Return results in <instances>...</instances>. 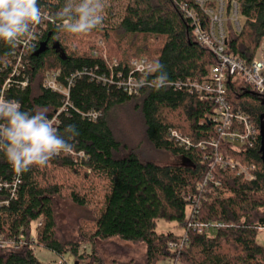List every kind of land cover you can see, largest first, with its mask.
I'll return each mask as SVG.
<instances>
[{"label": "trees", "instance_id": "obj_1", "mask_svg": "<svg viewBox=\"0 0 264 264\" xmlns=\"http://www.w3.org/2000/svg\"><path fill=\"white\" fill-rule=\"evenodd\" d=\"M196 1L103 0V11L107 8L111 12L113 2L121 3L122 10L116 14L114 24L110 22L113 15L104 17L102 24L87 34L67 33L57 27L58 20H46L47 31L24 57L18 77L12 74L13 53L19 49L0 41V93L10 80L3 96L18 100L22 111L46 108L48 118L53 119L65 99L44 87L46 72L61 71L62 80L81 73L70 93L72 106L58 116L61 134L69 124L79 131L70 141L74 145L71 153H61L46 166H33L22 174H17L0 153V264H42L34 247L51 251L59 258L70 252L80 260L101 263L96 243H112L115 239L145 245L144 264H264V246L259 242L263 234L259 229L264 228V98L248 85L227 82L233 109L249 114L260 130L253 148L236 153L223 141L217 150L210 146L213 139L219 140L216 128L208 122L214 102L175 86L177 82L184 85L188 79H207L217 62L214 54L195 39L192 22L181 9L183 3L196 7ZM232 1L238 4L245 22L239 33L229 22L226 51L251 63L264 39V0H228V13ZM64 3L65 0H39L42 11L53 18ZM202 19L206 25L207 18L202 15ZM96 36L107 45L109 57L116 58V73L126 77L131 60L146 57L153 65H163L167 86L160 90L152 86L160 74L154 69L147 76V84L132 96L116 84L104 85L92 79V75H109L104 58L93 53L98 52L97 46L83 41ZM44 42L47 50L36 56ZM25 79L28 83L23 88ZM92 111L99 114L96 121L84 116ZM117 115H123L129 133L131 128L139 129V134L134 135L143 141L139 149L117 137ZM170 130L190 138L192 147L187 149L170 141ZM144 142L152 155L185 157L191 165L160 164L143 151ZM215 152L255 164L257 180L246 182L235 171L213 169ZM210 173L221 182V195L229 196L210 195L203 199L198 186ZM97 182L103 184L102 198L90 210L92 199L99 196L101 189ZM57 199H68L88 212L76 240L65 241L59 235ZM196 211L198 222H218L225 227L210 235L194 232L187 224L190 213ZM160 221L174 223L183 233H158ZM87 227L90 229L85 234ZM183 237L188 238V246L169 249L170 243ZM84 243L93 244L90 254L80 252Z\"/></svg>", "mask_w": 264, "mask_h": 264}, {"label": "built area", "instance_id": "obj_2", "mask_svg": "<svg viewBox=\"0 0 264 264\" xmlns=\"http://www.w3.org/2000/svg\"><path fill=\"white\" fill-rule=\"evenodd\" d=\"M196 7H190L187 4H181V9L185 16L191 20L193 25V35L195 39L204 47L208 48L216 57V64L212 66L210 75L203 81H193L188 79L184 85L177 82V88L185 87L189 93L196 94L201 100L213 101L215 108L208 122L213 124L219 134V140L213 139L210 146L216 150L219 147L220 141L230 145L233 152L241 153L247 149L253 148L258 141L260 130L253 122L251 116L243 111H236L228 101L227 96V82H240L250 86L253 91L259 96L264 98V39L262 40L255 58L251 63L228 54L227 38L228 27L230 22L236 32H241L242 24L240 22L239 6L235 1L231 2L229 13L231 17L227 20L226 14L228 12V3L226 0H197ZM48 14V13H47ZM202 15L207 18V24L202 19ZM52 22V20H48ZM228 21V23H227ZM53 24V23H52ZM48 25L44 21L42 24L37 25L35 28V39L32 41V46L25 47L23 44L18 45L19 51H14L13 60L15 61L14 71L12 76L18 77L20 69L23 68L24 57L35 48L39 42L40 36L47 31ZM101 41L98 45H101ZM98 55L97 51L93 52ZM109 70V75H92L98 83L102 82L104 85L107 83L116 84L125 93L132 96L138 88L147 84V76L153 69V63L146 57L135 58L131 60V71L126 77L121 72L116 73L115 68L118 66L116 61L109 63L107 58L103 57ZM81 73L77 72L70 77L61 78V71L49 70L44 76L43 85L47 90L60 94L65 99V105L53 117L55 126L59 124L58 116L65 110L67 106H72L70 103V93L75 85L77 78ZM115 77V78H114ZM28 80L22 83V87L27 86ZM11 81L7 80L0 95H4L5 91L9 89ZM85 117L96 121L99 114L96 112H89ZM170 141L178 143L181 147L187 149L192 147L190 138L182 135L181 133L170 130L168 133ZM199 147L204 148L203 144ZM217 167L235 171L236 174L246 182H253L257 180V167L255 164H246L240 160H236L230 155H222L215 152L213 169ZM17 181L12 184L16 187ZM9 188V186H7ZM221 182L217 181L212 173L208 174L204 182L198 186V190L203 195V199H207L212 195L217 198L221 195L219 188ZM221 196H229L228 193H223ZM197 211L193 214L190 213L187 227L197 232L200 235H210L220 228L225 227L224 224L218 222L203 223L196 220ZM264 233V228L259 229ZM189 241L187 237H183L179 242L169 244V249L176 251L179 248L188 246ZM264 246V241H263ZM64 264V263H59Z\"/></svg>", "mask_w": 264, "mask_h": 264}, {"label": "clouds", "instance_id": "obj_3", "mask_svg": "<svg viewBox=\"0 0 264 264\" xmlns=\"http://www.w3.org/2000/svg\"><path fill=\"white\" fill-rule=\"evenodd\" d=\"M103 10V0H65L53 18L42 11L39 0H0V41L11 48L32 46L36 26L46 20H58L57 27L67 33L87 34L102 24ZM153 69L160 74L152 86L156 90L166 87L163 65L157 62ZM21 109L18 100L0 95V153L17 174L46 166L57 155L73 151L70 141L79 135L74 124L65 126L61 134L46 108Z\"/></svg>", "mask_w": 264, "mask_h": 264}, {"label": "rangeland", "instance_id": "obj_4", "mask_svg": "<svg viewBox=\"0 0 264 264\" xmlns=\"http://www.w3.org/2000/svg\"><path fill=\"white\" fill-rule=\"evenodd\" d=\"M228 3V0H226ZM122 4L113 2L111 5V12L107 11V8L105 11H103L102 15L103 17L107 18L108 16H112V19L110 20L111 24L115 22L114 19L121 10H122ZM111 14H110V13ZM231 17V13L226 14V19L228 20ZM240 22L243 25L245 20L240 16ZM228 23V21H227ZM229 24V23H228ZM227 24V27H228ZM84 43H89L92 47L97 46L98 53L102 57H106L109 63H112L113 61H116V58H110L108 55V48L107 45L104 43L102 38L99 36L93 37L91 39H84ZM102 42L101 45H98V42ZM99 46V47H98ZM129 117V114H128ZM123 115H117L115 124V132L117 134V137L123 140V142H126L131 147H135L139 149L140 143L143 142L139 140V137L136 138L134 135L136 133L139 134V129L136 127L131 128L132 133H129V129L124 125ZM134 130L136 132L133 134ZM132 134V135H131ZM135 139V140H133ZM145 150L146 153L150 154L152 156L151 158L155 159L160 164H170V165H191L189 160L185 157H179L174 158L168 154H161L160 156H157V154L152 155V151L150 146L145 142L143 145V151ZM140 154L143 155V151L139 150ZM150 152V153H149ZM98 183V182H97ZM101 188V189H99ZM103 184L98 183V189H99V196L96 199H92L94 201L93 207H89L90 210H94V206L97 204V200L102 198L103 193ZM56 211H57V220L59 224V235L61 238L65 241L70 240H76L78 235V229L81 228V225H85L83 220L84 218H88V212L76 207L72 202H70L68 199H57L56 200ZM83 219V220H82ZM90 228L87 227L83 230L85 234H87L88 230ZM157 232L158 233H176V234H182L183 231L181 229H178L175 227L174 223H167L165 221H160L157 224ZM35 235V233H34ZM36 236V235H35ZM264 241V233L260 236L259 242L263 243ZM98 243V242H97ZM96 243V252L100 255V258L102 259L101 263L96 262H90L88 260H80L78 257L74 256L70 252L66 253L63 258H59L54 253L48 250L40 249L37 247H34V253L37 256L38 260L42 264H144V258H145V252L146 247L143 244H131V243H124L119 240H113L112 243ZM93 244L92 243H84L80 247L81 253H87L90 254L92 252ZM80 253V254H81ZM165 264H173L172 262H166Z\"/></svg>", "mask_w": 264, "mask_h": 264}, {"label": "water", "instance_id": "obj_5", "mask_svg": "<svg viewBox=\"0 0 264 264\" xmlns=\"http://www.w3.org/2000/svg\"><path fill=\"white\" fill-rule=\"evenodd\" d=\"M47 50V43L44 42L40 45L39 50L36 53V56L43 54L45 51ZM261 119L263 120L264 117H261ZM261 154H262V162L264 165V125L262 126V143H261Z\"/></svg>", "mask_w": 264, "mask_h": 264}]
</instances>
